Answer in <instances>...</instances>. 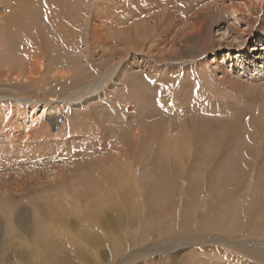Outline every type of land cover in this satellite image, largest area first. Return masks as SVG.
Instances as JSON below:
<instances>
[{
  "label": "bare ground",
  "instance_id": "6f19581e",
  "mask_svg": "<svg viewBox=\"0 0 264 264\" xmlns=\"http://www.w3.org/2000/svg\"><path fill=\"white\" fill-rule=\"evenodd\" d=\"M86 1L77 12L74 0H4L0 5L7 11L0 16V55L22 51V58L15 53L18 58L14 62L0 63V77L8 78L7 73H14L18 78L28 69V63L32 67L29 61L35 59L39 61L33 72L38 75L34 79L36 85L68 81L48 100H25L12 90L10 96L0 95V100L26 104L25 111L16 106L12 111L17 118L11 132H1V125L9 123L11 112L0 109V217L18 216L12 233L19 229L17 235L27 239L32 233L21 217L30 211L24 204L28 197L34 217L43 216L40 224L45 225L43 231L35 227L38 233L27 239L29 254H14L22 255L26 264H71L70 253L75 258L90 251L98 255V246L108 241L117 264H136L141 261L139 256L179 245L191 248L187 256L190 255V264H208V260L216 264L225 256L227 262L234 263H243L241 258L245 264L258 259L256 250L248 255L245 251L264 244L232 240V236L222 239L209 233L203 238L200 233L193 235L196 240L184 244L149 243L152 225L147 223L153 216H189L195 194H204L207 189L210 197L203 210L206 215L210 206L220 201L222 192H217L224 183L221 180L226 172L233 171L232 166L225 165L228 159H221L234 148L236 140L250 157L255 150L264 152V0H94L91 8V1ZM80 46L82 52L76 53ZM66 48L70 52L67 49L68 56L64 57ZM49 62L61 67L63 73L44 77L52 70ZM92 105L100 108L99 114L91 110ZM66 107L83 108L78 117H73L78 122L55 134L44 123L40 136H34V120L39 122L46 113L60 114ZM114 120H120L123 126L112 127ZM21 130L24 136L15 134ZM101 130L113 134L105 135ZM91 138L94 140L89 144L92 149L87 150L89 158L77 157L81 155L78 149L83 147L81 140ZM145 142H149L150 161L141 162L133 151L139 152ZM104 147L109 150L104 151L103 157H90ZM183 151L186 160L181 159V166L171 170L164 184L154 159L181 155ZM207 151L211 158L205 156ZM201 160L204 166L195 167ZM58 162L63 163L61 167ZM138 165L147 178H139L141 187L138 183L132 187ZM198 169L200 177L196 180L198 177L195 179L193 174ZM234 179L233 173L228 180ZM217 182L218 187L214 185ZM183 191V199H176ZM189 198L192 199L187 201ZM84 199L87 204H82ZM64 209L74 212L82 223L72 240L68 234L75 227H68ZM125 222L142 225L146 239L141 242L145 243L142 250L133 249L118 258L115 251L123 252L124 247L119 250L122 239H129L121 234ZM51 223L58 229H53ZM33 224L38 222L35 224L34 219ZM205 227L208 231L213 223ZM54 237L57 242L52 240ZM221 244L244 257L229 256L224 249L215 247ZM204 246L211 248L208 258L202 249H197ZM65 248L70 253L58 256L57 252ZM143 262L150 264L151 260Z\"/></svg>",
  "mask_w": 264,
  "mask_h": 264
},
{
  "label": "rangeland",
  "instance_id": "374dc122",
  "mask_svg": "<svg viewBox=\"0 0 264 264\" xmlns=\"http://www.w3.org/2000/svg\"><path fill=\"white\" fill-rule=\"evenodd\" d=\"M90 1H91L90 2L91 3L90 8H91L94 4V0L93 1L90 0ZM74 2H75V5H73V8H74V10H76L75 12H77V10L79 8H81L82 6L84 7L87 4L86 0H81V1L74 0ZM2 4H4V0H0V5H2ZM1 10H3V9H0V14H1L0 16L5 15L7 13L6 10L5 11L3 10L2 12H1ZM0 24H2V22H0ZM249 46H252V42L249 43ZM67 49L68 48H66V50H63V56L64 57L68 56V54H67L68 51L70 52V50L68 49V51H67ZM18 51H11V52L9 51L10 53L8 54V56L0 55V61L1 60L3 61L0 63H5V62L12 61V60H13L12 62H14L18 57L22 58V55H19L22 53V51H20V50H18ZM77 52L78 53L82 52V46H80V48L78 47V50L76 51V53ZM15 53L17 54L18 57L15 56L16 55ZM212 57L213 56H210L209 59H212ZM27 59H29V58H27ZM218 59L221 60V57L218 56ZM29 62H32V67L28 63V69L25 70L24 72L20 73L18 75V78L16 77V75L13 76L14 73H7L8 78L5 76L0 77V95H7L8 94L10 96L11 92H9V91L12 90V91H15L18 96L25 98V100L28 98H34V97L35 98H43V99L48 100L50 98V96L54 97L55 93L57 92L56 90L65 86L68 83V81H65L64 83L56 82L57 83L56 84L55 81L53 80L51 82V84H48L45 81L42 84L38 83L39 86H37L38 84L36 85V83L34 82V79H36L38 77V75L33 74V72L35 71L36 68L39 67V61L33 59L32 61H29ZM247 62H248V60H247ZM53 63H55V62H53ZM49 65H50V62H49ZM54 65H56V64H51L49 66L50 67L49 70H51V69L52 70L48 71L50 73L46 74L44 77L49 78L53 74V72L59 73V75H61L63 73L62 72L63 69L61 67L60 68L54 67ZM47 66H48V63H47ZM26 71L28 74L26 73ZM28 75L32 79L28 80V78L26 77ZM11 82H15V84H17V85H11ZM5 84H7V85H5ZM2 87H4V89H1ZM9 87H11V88H9ZM115 89H114V91H115ZM116 91H117V89H116ZM20 104H22L21 107H20ZM25 105H26L25 102L18 104L16 102H14L13 100H8V99H1L0 100V109L6 108L9 110V113L11 112V119L8 121L9 123H7V125L5 127L3 125H1L2 126L1 132L2 131L11 132L13 130V127L15 125L13 123V120L15 118H17V115L15 116L14 114H12V111L14 109H17V108H19L20 111H23V110L25 111V109H26ZM15 106L17 108H15ZM95 107H96V105H92L91 110H94V112L99 114L100 108H97V107L95 108ZM82 110H83V108L75 110V109H72L70 107H66V108L62 109L60 114H56V115H53V113H46V115L43 114V117L39 118V120H40L39 122H36L35 120L33 121V123H32L33 125L31 127V130L34 129V131H35L34 136L38 137L41 134L42 125L44 123H47L48 129L51 131V133H54V134L58 133V131L60 132L62 128H65L66 126L71 125V124L74 125L75 122H78V120H77L78 118L74 120L73 117L75 115L78 117V114H81ZM240 110L241 109H238L237 111H240ZM263 111H264V109H263ZM261 113L264 116V112H261ZM38 114H40V112ZM100 115L102 116V114H100ZM27 116H28V113H27ZM22 118L20 116L19 119H22ZM23 120H24V118H23ZM0 122H1V120H0ZM115 122H116V124L112 125V127L114 126V128L120 129L123 126V123L120 120L115 121ZM117 122H118V124H117ZM76 124H78V123H76ZM94 124L96 127V122ZM118 126L120 128H118ZM242 127H246V126H242ZM247 127L249 128V126H247ZM247 127H246V129H248ZM99 129H101V127H99ZM111 130H112V132H114L113 129H110L109 131H111ZM109 131H107V133H106V130H101L100 132L105 134V135L106 134H108V135L113 134L112 132L109 133ZM15 134L20 135V136L21 135L24 136V130L23 131L21 130L20 132H15ZM68 134L66 135V137L70 136ZM83 135L84 134H82L81 137ZM105 135H104V137L108 138ZM72 136H74V135H72ZM79 136H80L79 134L76 135V137H79ZM92 140H94V138H91L90 140L88 139L87 141L84 139L81 140V144L83 147H81V149H78V150H80L81 155L77 156V157L80 158L82 156V157H86V158L88 157L89 158V154L87 153V150L92 149V147H90V145H89L92 142ZM234 143H236V144H235L233 149L231 148L232 150H229V152H228L229 155L228 154H227L228 156L222 155L223 158L221 159V160L225 161V159L227 158L228 161L226 162L225 165L227 167L232 166L233 171L226 172L225 179L223 178L221 180L224 183L220 184V187H219L220 189L217 192V193L222 192L220 196L218 195L220 201H218L215 205L213 204V206H210L209 212H207V214L204 215L203 210L207 209V207H208L207 200L210 197L209 192L206 189L205 190L206 192L204 194L203 193H200V195L198 193L195 194L197 199L195 198V201L194 202L191 201V203H190L191 209L189 211V216H182V213H177L176 216H168V217L166 215L153 216L151 219L150 218L148 219L149 223H147L146 219H144V221H143L144 224H146V223L150 224L151 223V225H152V228L150 231V234H151L150 238L151 239H149L147 242L154 243V241H156V242L158 241L161 244H168V245H170L171 243L175 244V242H177L178 244H182V243L184 244L188 241L196 240L193 238V237H195L193 235H198V234L202 233L201 234L202 237L207 238V236L210 233V236L211 235L219 236L222 239L228 237V239L233 238L232 240L247 241V242L250 241V242H257V243L260 242V243L264 244V152H260V151L255 150L251 153L252 157H250L249 154L247 155V154H244L242 152L241 147H238V145L241 146V144H239L238 140H236V142H234ZM144 144L145 145H142L143 147H140V151H141V152L139 151L140 153L138 151H136V152L133 151V152H134V156L136 158H140L141 162H144L146 160H147L146 162H148V161H150L149 153L151 152L150 147H149V142H145ZM210 146L212 147V145H210ZM210 146H206V147L208 149H211ZM107 150H109V149L106 147V150H105V147H104L101 150V152H93V154L90 157H92V159H97V158H99V156L103 157L104 151H107ZM210 151H207L206 155H205L208 158H211L210 153H212V151L211 152ZM77 152H79V151H77ZM208 152H210V153H208ZM172 156H170V155L168 157L166 155L157 156V158L154 159L155 162L153 161V164L158 165L157 169H158V167L160 168L157 171L162 173V175H163L162 181L164 182V184H167V177L170 176L169 173L171 172V170L176 169V166L177 167H179V165L181 166V159L186 160V158H187V154L184 151L182 152L181 155H172ZM82 160H83V158H82ZM166 160L170 163L172 162L173 165H168ZM204 160H205V158H204ZM61 163L62 162H58V164L57 163L56 164L59 165V167H61V165L63 164V163L62 164ZM195 165H196L195 167H197V166L203 167L204 162L201 160L199 163L196 162ZM232 167H228V168H232ZM182 168H184L183 164H182ZM168 170H170V171H168ZM198 170L193 174V175H195V179H196V177H198V179H196V180H199V177H200V171L201 170L200 169H198ZM233 173L235 174V179L232 181H229L228 178L231 175H233ZM105 174L106 173H104L103 175H105ZM227 176H229V177H227ZM140 177L143 179H146L147 175L142 174L141 167L138 165V166H136V168L134 170V181H133L132 187L136 183H138L139 187H141V185L143 183L139 179ZM218 177H220V174L218 175ZM150 178H151V176H150ZM124 180H126V179H124ZM219 183L220 182H217V184H214V185H216V187H218ZM205 184L206 183H204L203 185H205ZM232 184H234V185H232ZM165 188H167V186ZM183 195H184V191H183V194L177 196L176 199H183ZM27 198L28 197L24 198V204L27 203V206H29L30 211H29V213L25 214L21 218L23 220L25 219L24 222L26 221L25 223L28 224V226L30 228V231L32 234H31V236H29L27 238V239H30V238L35 237L36 236L35 234L38 233V230H36V228H38V229L40 228L43 231L45 229L44 228L45 225L40 224L43 216H41V217L35 216L34 217V213H33L32 209L29 205L31 203V200H29V198L28 199ZM137 198L138 197L136 196L135 200H137ZM25 199H27V201H25ZM191 199L192 198H189V200H187V201H190ZM162 201H163V198H162L161 202ZM82 204H87V201L84 199L82 201ZM63 208H66V207L64 206ZM222 208H224L223 211L221 210ZM64 210H66V209H64ZM213 210H214V212H213ZM215 210H217V211H215ZM228 211H229V213H228ZM10 212L9 211L7 212L8 215ZM224 212H226V213H224ZM67 213L68 212L66 210L64 212V215ZM72 213H74V212H72ZM72 213H68L66 215L67 217L64 216V218H66V221L68 223V227L70 229L72 227L73 228L75 227L74 232L70 231V233L68 234L69 240L74 239L73 234H75L77 227L81 226L79 224H82L80 222L79 216H76L75 213L74 214H72ZM214 213H216V214H214ZM224 214H226V216H223ZM5 217H11V219L9 218V220H7L8 218L6 219ZM17 218H18V216H14V215L13 216L1 215V217H0V264H26L22 255L14 254L15 251H18L22 254L25 253L24 255H26V254H29V252L31 250V248L29 249V247H30L29 240L23 239V237L17 235V233H20L19 229L16 230L17 232L12 233V225L13 226L15 225L16 227L18 225L15 223V220H17ZM78 218H79V221H78ZM34 219H35V224H36V221L38 222V225H36V226H34V224H33ZM71 219H72V221H71ZM11 220H14V221H11ZM153 220H154V222H153ZM75 221H76V223H75ZM204 221H206L207 223ZM194 222H196V223H194ZM209 222L213 223V227H211L207 231L205 225L208 224ZM125 223L126 224H124V227L121 231L122 232L121 234L126 235L127 238H129V239L123 238L122 239L123 241L121 240L122 244H121L119 250L122 247H124V250H123V252H121L119 254H118L117 250L115 251V253H116L115 256L116 257L118 256V258L122 254L128 253V252L132 251L133 249H136L137 251L142 250L144 248L143 245L145 244V243H141V242H144V240L146 239V236L143 235V229H144L143 226L139 225V227H136V226L127 225V222H125ZM3 224H6V226H2ZM53 225H54V227H53ZM46 227H47V225H46ZM51 227L53 229H58L57 225L53 224V223H51ZM199 228L201 230H199ZM212 229H214V230H212ZM220 229L221 230L223 229L224 231L220 232ZM202 230H203V232H202ZM131 231H132V233H131ZM33 233H34V235H33ZM52 233H56V232L52 230ZM12 234H14V235H12ZM63 234H67V232H64ZM226 234H227V236H226ZM51 235L55 236L56 234H51ZM231 236H232V238H231ZM107 237H104V238L108 239ZM176 237L177 238L179 237L178 241H177ZM55 238L56 237H54L52 240H56V242H57V239H55ZM104 238H103V241H104ZM170 238L173 239V241H170ZM203 238H202V240H204ZM9 239H10V241H9ZM130 240H133L134 243H130ZM14 241H16V242H14ZM123 243H124V245H123ZM26 245H28V247ZM140 246H142V247H140ZM83 247H85V246H83ZM215 247L219 248L220 250L224 249L223 252L228 253L229 256H230V254L232 256H233V254H234V256L240 255V254H236L234 251L228 250L226 247L223 246V244H221V246L216 245ZM16 248H17V250H16ZM98 248H99L98 249L99 251L97 252L98 255H95L92 253V251H90L89 253H86L84 256L77 257V258L71 257V253L68 251L70 253L69 254L70 255L69 262L71 264H97V261H99L101 264H117L116 258H112L113 251H111V247H110L108 241H106V244L104 243V246H100V247L98 246ZM206 248L204 246L202 248H197V249H202V252L203 253L205 252L207 255V258H208L211 255L210 253H208L211 251V248L209 246H206ZM60 249L61 248L59 247V250ZM85 249L87 250V247H85ZM190 249H191L190 247H187L185 245H179V247L169 248L167 251L166 250H159L158 253L156 252L153 254L146 255L145 256L146 258L139 256L138 258L141 261L136 263V264H143L144 263L143 261H148L149 258L151 260L150 264H190L191 263V261L189 260L190 255H189V257H187L188 253L190 252L189 251ZM192 249H194V248H192ZM66 250H69V249L65 248L64 250L57 252V253H59V255L58 254L57 255L63 257L65 253L68 254V252ZM255 250L258 252V253H256L259 256V257H257L258 259L249 260L248 262L246 261V264L247 263L248 264H264V251H263L264 246H262V247L261 246H252V247H250L249 250L246 249L245 255H248L247 253H252V252L255 253L256 252ZM12 253L14 254V256L10 257V254H12ZM205 253L203 254L204 256H205ZM203 255H202V257H204ZM240 257H244V256L240 255ZM245 257H247V256H245ZM139 259H137V260H139ZM227 259H229V258H227ZM34 260H35V262L37 261V259H34ZM34 260H32V261L34 262ZM223 260L224 261H220V262L216 261V264H245V262L243 261V258H241V260H240V262H243V263H236V262L234 263V261L227 262L226 256ZM132 261H130V262H132ZM211 262L212 261L208 260V264H210Z\"/></svg>",
  "mask_w": 264,
  "mask_h": 264
}]
</instances>
